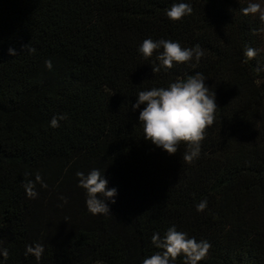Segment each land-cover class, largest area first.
<instances>
[{"label": "trees", "instance_id": "trees-1", "mask_svg": "<svg viewBox=\"0 0 264 264\" xmlns=\"http://www.w3.org/2000/svg\"><path fill=\"white\" fill-rule=\"evenodd\" d=\"M179 2L193 11L173 22L166 10ZM249 2L264 4L0 0V247L9 252L0 264H143L158 251L153 234L163 238L173 225L212 245L198 264H264V70L256 71L264 69V25L243 15ZM145 39L199 44L204 56L153 74L163 49L145 59ZM247 48L257 55L244 63ZM195 73L218 108L188 163L186 144L169 155L143 138L144 106L131 105L140 91ZM93 169L117 190L115 203L106 200L110 214H91L78 187L76 173ZM37 172L47 188L37 183L31 199L22 184ZM37 243L41 259L25 257Z\"/></svg>", "mask_w": 264, "mask_h": 264}, {"label": "clouds", "instance_id": "clouds-1", "mask_svg": "<svg viewBox=\"0 0 264 264\" xmlns=\"http://www.w3.org/2000/svg\"><path fill=\"white\" fill-rule=\"evenodd\" d=\"M193 8L190 3H174L166 10V16L173 22L181 21L185 16L191 15ZM243 15H258L262 25H264V4L261 2H249L241 9ZM258 32L264 33V27ZM257 34V30H253ZM27 54H33L36 49L31 43L23 46ZM163 49L156 56L158 64L152 65V71L158 73L161 69L167 71L174 64L189 63L193 59L198 63L204 56V50L199 44L185 48L177 41L160 39L154 41L145 39L138 51L145 59L151 58L154 52ZM10 55H16L14 49H9ZM257 55V50L247 48L244 52V63H248ZM45 66L51 70V60L45 61ZM264 69L257 67L256 71ZM207 79L202 73L188 75L186 78H178L176 82L169 84L167 88H152L151 90L140 91L136 102L131 105V110L136 111L144 107L139 112V122L143 125V138L158 148L163 149L169 155H174L178 151L181 143L187 145V151L183 155V160L191 163L198 158L201 152V143L205 139L208 127L215 122V113L218 108L215 92H210V88L205 84ZM67 114L54 116L50 121L53 128L59 127L60 120H66ZM31 175L25 173V176ZM76 176L79 179L78 187L86 192V206L93 214H110V208L106 200L111 199L115 203L117 190L108 188V181L100 170L93 169L87 175L78 171ZM42 188H47L41 175L37 172L34 180L27 179L22 187L26 191L28 198L38 197L36 184ZM67 203L65 197H61ZM207 208V200H202L196 205L198 212H203ZM152 245L158 250L150 257L143 260V264H176L177 259L182 255L183 264H198L204 260L212 245L207 240L197 242L195 238H188L187 233L177 231L173 225L168 228L163 238L159 233H154L151 237ZM3 241L0 240V245ZM45 249L43 245L37 243L35 246L26 245L25 257L29 254L36 260H40ZM0 255L6 260L9 252L6 248L0 247Z\"/></svg>", "mask_w": 264, "mask_h": 264}]
</instances>
